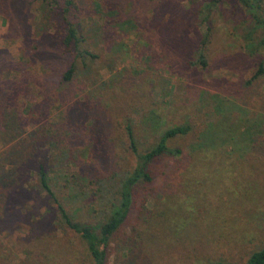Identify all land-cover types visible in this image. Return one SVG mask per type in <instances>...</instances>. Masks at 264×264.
<instances>
[{
    "label": "rangeland",
    "instance_id": "obj_1",
    "mask_svg": "<svg viewBox=\"0 0 264 264\" xmlns=\"http://www.w3.org/2000/svg\"><path fill=\"white\" fill-rule=\"evenodd\" d=\"M210 1L213 7L200 13L199 4ZM107 2L110 9L82 21L79 49L93 57L74 58L61 48V23L45 3L8 0L0 14V87L22 74L27 94L0 106V152L35 130L27 139L42 137L36 157L49 166L50 190L72 217L95 224L101 219L95 203L93 214L81 208L85 199L96 200L95 187L76 184L65 156L95 154L120 175L133 163L126 121L141 150L165 128L188 123L190 133L168 142L182 155L164 163L153 198H136L110 241L107 264L243 263L264 243V75L245 86L255 58L244 55L228 2L165 0L159 11L154 0ZM206 16L209 31L201 22ZM200 47L206 68L190 65ZM69 64L72 77L61 82ZM10 112L20 129L6 124ZM65 118L78 120L75 146ZM21 173L25 197L4 201L3 212L0 201V264H88L82 244L47 211L45 195L32 190L35 173Z\"/></svg>",
    "mask_w": 264,
    "mask_h": 264
},
{
    "label": "trees",
    "instance_id": "obj_2",
    "mask_svg": "<svg viewBox=\"0 0 264 264\" xmlns=\"http://www.w3.org/2000/svg\"><path fill=\"white\" fill-rule=\"evenodd\" d=\"M154 1L158 5L155 7V11H159L165 0ZM215 1L219 2L220 0ZM226 1L229 4V16L232 27L237 34L244 55L249 58H255L254 72L245 83V86H249L264 75V0ZM41 2L45 3L46 12L53 14L61 23L62 31L59 44L64 52H70L74 58L93 57L79 49V44L83 41L82 37H80V33L83 30L81 25L82 21L90 18L92 13H98L97 10L107 11L110 9L107 0H41ZM212 2H201L198 9L200 13L209 11L213 7ZM7 7L8 0H0V14L6 11ZM107 15L108 13L105 14V16ZM105 22L109 23L110 19H106ZM201 22L205 25V30L209 31L210 22L208 21V16L202 18ZM205 43L204 40L200 46L203 48ZM201 47L200 49H195L196 59L190 65L196 64L200 68H206L207 62ZM19 72L21 74V70ZM73 72V65L69 64L60 74V81L68 82ZM23 77L21 74L17 82H4L7 86L4 88L0 87L1 109L7 107L12 96L18 97L19 95L27 94V87ZM10 114L11 116L8 117H12L13 120L6 118V124L20 129L18 118L16 116L13 117L14 112H10ZM43 115L46 117L47 113L44 112ZM75 115L79 114L75 113ZM39 117H41V113ZM62 124L69 135V138H67L68 143L71 146H75L72 136L78 120L65 118ZM190 131V125L184 122L167 127L155 138L153 144L141 150L134 139L131 124L126 121L123 124V133L127 141V149L133 158V163L130 170L120 173V175L115 171L117 168L114 169L115 167L112 166L113 168L111 169L108 163L104 164V161L98 159L95 154L89 156V154H86L87 152L80 151V156H65L67 163H71L76 168V175H73V178L76 177L78 181L76 184L85 182L95 187L92 197H95L96 200L93 201L89 197V199L84 200V204L81 207L88 214H93L96 211L93 208L94 206L91 207L93 203L97 206V210L100 209L101 219L95 224H91L85 219L72 217L70 209L64 207L50 190L47 179L49 166H47L45 159L36 157L39 156L38 151L40 150L42 137L32 139L33 142L31 139H27L34 135L35 130H31L24 133L25 138L29 140L27 144L29 148H26L23 143L25 138L21 140L14 138L0 152V160L5 163L0 167L1 211L3 212V208H6L4 201L7 203L10 201L19 202L20 199L25 197L27 186L21 182L23 175L21 172L33 171L37 181L32 190L38 194L45 195L44 198L48 204L47 211L49 214L52 213L57 227L59 226L61 231L67 230L70 232L82 244L88 264H107L110 241L126 224L136 203V198L141 195L142 203H146L147 198H153L152 194L156 188L155 180L162 173L160 169L164 163L170 158L182 155L179 148L168 145V142L184 137ZM36 140L38 142H35ZM258 143L255 142L253 147L254 145L257 146ZM206 145L198 144L197 147L202 149ZM24 148L29 149V151L24 152ZM99 148L100 146H96L94 150ZM107 167L109 170L111 169L109 173L106 172ZM112 177H117V179L108 184L106 181ZM14 214L17 215L16 213ZM15 215L13 216L14 218ZM148 217L149 215L147 214L146 223L151 219ZM241 264H264V243L259 249L249 253Z\"/></svg>",
    "mask_w": 264,
    "mask_h": 264
}]
</instances>
